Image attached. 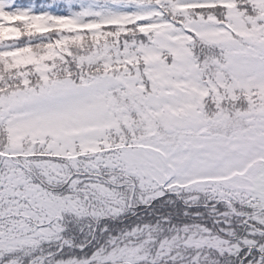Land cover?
<instances>
[{"label":"snow or ice","instance_id":"obj_1","mask_svg":"<svg viewBox=\"0 0 264 264\" xmlns=\"http://www.w3.org/2000/svg\"><path fill=\"white\" fill-rule=\"evenodd\" d=\"M0 264H264V0H0Z\"/></svg>","mask_w":264,"mask_h":264}]
</instances>
